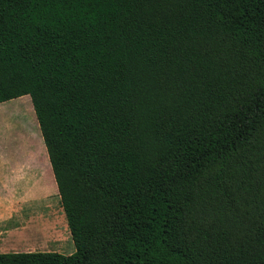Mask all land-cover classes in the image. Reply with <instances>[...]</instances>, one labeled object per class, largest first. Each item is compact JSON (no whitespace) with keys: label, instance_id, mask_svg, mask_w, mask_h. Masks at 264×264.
<instances>
[{"label":"trees","instance_id":"obj_1","mask_svg":"<svg viewBox=\"0 0 264 264\" xmlns=\"http://www.w3.org/2000/svg\"><path fill=\"white\" fill-rule=\"evenodd\" d=\"M24 95L76 251L0 264H264V0H0Z\"/></svg>","mask_w":264,"mask_h":264},{"label":"rangeland","instance_id":"obj_2","mask_svg":"<svg viewBox=\"0 0 264 264\" xmlns=\"http://www.w3.org/2000/svg\"><path fill=\"white\" fill-rule=\"evenodd\" d=\"M13 138L15 141H12ZM13 148L20 153L16 158V163H21L23 167L28 164L31 152L41 151L46 157V168H39L33 163L30 170L35 177L39 174L38 194L35 192L37 187L35 177L33 178L34 184H16V190L21 192L17 195L27 198L30 193L31 199L25 201L22 207L23 219L12 221L9 226H23L28 223L29 232L41 244L37 249H50V251L63 254L74 253L76 246L68 226L48 150L30 95L0 103V149L10 153L7 158L10 167ZM7 192L10 196V192ZM19 249L23 250L25 247L22 246Z\"/></svg>","mask_w":264,"mask_h":264},{"label":"crops","instance_id":"obj_3","mask_svg":"<svg viewBox=\"0 0 264 264\" xmlns=\"http://www.w3.org/2000/svg\"><path fill=\"white\" fill-rule=\"evenodd\" d=\"M5 110L1 108V110ZM15 141V138L12 139ZM13 148L11 152L12 163L11 167L7 162L9 157L8 152H3L0 149V253L4 252H20V251H50V249H37L40 246V242L35 240V237L29 232L28 223L23 226L12 227L9 223L12 221H19L23 219V213L21 212L25 201H29L30 193L27 198L18 196L16 190V184H34L33 178L35 177L30 171L32 164L35 163L37 167L46 168V157L41 151L31 152L29 154L28 164L24 167L22 164L16 163V158L20 153ZM44 160V164H40V159ZM26 169H28L26 171ZM37 187L35 188L36 194L39 191V174H36ZM10 192V196L8 192ZM25 249H19L21 247Z\"/></svg>","mask_w":264,"mask_h":264}]
</instances>
